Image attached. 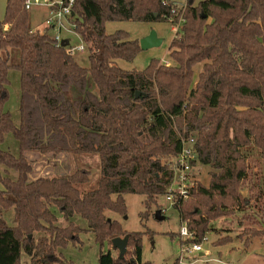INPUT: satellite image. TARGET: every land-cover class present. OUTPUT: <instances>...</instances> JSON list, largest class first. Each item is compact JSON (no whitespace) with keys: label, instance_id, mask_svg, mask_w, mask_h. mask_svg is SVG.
<instances>
[{"label":"trees","instance_id":"trees-1","mask_svg":"<svg viewBox=\"0 0 264 264\" xmlns=\"http://www.w3.org/2000/svg\"><path fill=\"white\" fill-rule=\"evenodd\" d=\"M24 2L6 0L0 23V264H21V255L29 264H71L57 250L76 245L83 232L74 216L85 221L99 249L114 238L127 240L124 256L100 252L98 264H150L141 260L145 233H126L105 213L124 215L126 194L143 197L149 208L168 193L180 137L194 136L198 163L211 168L208 187L198 185L191 199L173 205L193 235L180 246L201 243L215 230L212 221L247 205L239 194L246 152L264 158V0H185L181 13L169 0H74L71 22L87 68L46 31L31 28ZM163 2L178 9L173 24L183 19L168 47L174 65L153 59L142 71L122 70L116 61H133L139 41L124 31L107 34L105 24L167 21ZM11 72L18 75L16 123L9 111ZM25 153L97 154V188L77 190L88 180L86 170L31 181Z\"/></svg>","mask_w":264,"mask_h":264},{"label":"rangeland","instance_id":"rangeland-1","mask_svg":"<svg viewBox=\"0 0 264 264\" xmlns=\"http://www.w3.org/2000/svg\"><path fill=\"white\" fill-rule=\"evenodd\" d=\"M178 6L185 8V0H169ZM199 0H195L197 2ZM5 0H0V23L4 18ZM46 14L44 6H33L29 11L30 26L39 33L44 32L43 18ZM179 28V27H178ZM176 25L169 21L141 23L131 21L108 22L105 24V32L112 34L116 31L128 33L131 40H141L150 32L154 31L157 38L161 39V45L146 51H140L131 62L116 61V65L125 71H142L153 59L165 66L174 65L168 57V47L171 39L177 31ZM50 37L53 36L49 32ZM64 37L70 40L72 47L81 45L80 38L74 33H64ZM74 61L82 68L88 67L87 52H77L73 55ZM194 81L201 70V65L193 68ZM9 111L15 121H18V75L11 72L9 75ZM6 145L13 154H17V146L11 136L7 137ZM247 176L239 191L241 199L247 201V205L240 204L233 209L229 216H220L211 222L215 230L205 235L206 241H201V251H191V244H182L186 237H179L180 224L179 213L171 205L166 195L158 197L156 202L146 208L143 205L144 198L137 195L126 194L123 196L126 213L117 215L106 212L105 216L110 220L117 221L126 233H145L141 241V260L150 264H172L179 258V264H264V158L255 150L248 149L246 152ZM31 161L34 171L29 179L39 177L64 178L77 170L88 171L87 182L77 185L80 194L97 188L99 180V159L97 154H62L52 158L51 155L41 156L36 153H25ZM198 173L193 179L194 183L188 187V192L198 185L208 187L210 167L200 164ZM173 186L171 190H175ZM184 200H189L192 196ZM160 211L162 220L155 219L154 214ZM53 213L57 216V225L65 227L66 222L58 214L56 209ZM146 213L143 219L140 214ZM71 221L75 226L83 230L79 233L76 245L68 244L65 249L57 250L61 254V261L71 264H98L99 253L110 250L114 258L118 257V251L113 249L111 243H106L101 249L94 241L92 233L87 231L84 220L77 216ZM254 233V234H253ZM175 234L174 238L169 235ZM123 239V238H121ZM229 239V243L220 245L219 241ZM190 240V239H189ZM250 241V244L245 245ZM188 246L189 252H186ZM21 264H29V259L21 255Z\"/></svg>","mask_w":264,"mask_h":264},{"label":"built area","instance_id":"built-area-1","mask_svg":"<svg viewBox=\"0 0 264 264\" xmlns=\"http://www.w3.org/2000/svg\"><path fill=\"white\" fill-rule=\"evenodd\" d=\"M74 0H25L24 8L27 11H30L33 6H44L46 8V16L43 20L44 32L47 33L52 32L53 36L52 40L55 42L57 47H60V43L62 40H67L68 44L63 47L66 49L69 55L73 56L75 53L84 52L85 47L82 43L77 47H72L70 45V40L64 37V33H74L78 36V34L74 31L75 26L72 21V7ZM163 5L169 8L170 17L163 16L170 23L173 24V16H175L178 12V9L173 7L171 4L167 2H163ZM184 10L181 7L180 13ZM183 22L182 17L178 19L176 25L177 29L179 25ZM79 37V36H78ZM80 38V37H79ZM196 139L194 136H189L188 138L180 137V151L178 154L170 160V166L173 171V180L172 184L168 189V193L166 197L170 200L171 205L173 206L177 200L186 199L188 197V187L192 186L194 183L193 179L196 177L198 173V161L196 159ZM175 187V190H171V187ZM188 189V190H187ZM179 237H186L185 240H189L193 238V235L187 230L186 225L182 224V227L179 231ZM206 241L204 237L202 242ZM191 251L198 252L201 251V247L199 243H194L191 245ZM186 252H189L188 246L186 247Z\"/></svg>","mask_w":264,"mask_h":264},{"label":"water","instance_id":"water-1","mask_svg":"<svg viewBox=\"0 0 264 264\" xmlns=\"http://www.w3.org/2000/svg\"><path fill=\"white\" fill-rule=\"evenodd\" d=\"M161 39L157 38L156 33L154 31L150 32L146 37L139 40V47L141 51H146L151 48H156L161 45ZM68 44L67 40H62L60 43V46L63 48ZM138 96V93L136 94ZM154 217L156 220L160 221L162 220V217L160 216V211H156L154 214ZM126 244L127 240L125 238H114L111 240V245L114 249L118 251V256L122 257L124 256L126 252Z\"/></svg>","mask_w":264,"mask_h":264},{"label":"crops","instance_id":"crops-1","mask_svg":"<svg viewBox=\"0 0 264 264\" xmlns=\"http://www.w3.org/2000/svg\"><path fill=\"white\" fill-rule=\"evenodd\" d=\"M173 3V2H172ZM173 4H175V5H177L176 3H173ZM5 5H6V0H5ZM46 9V8H45ZM4 11H5V8H4ZM45 16H46V14H44ZM45 16H44V18H45ZM44 18H43V20H44Z\"/></svg>","mask_w":264,"mask_h":264}]
</instances>
